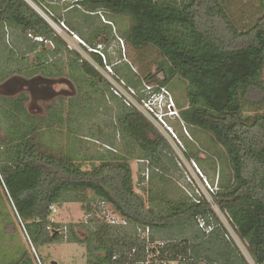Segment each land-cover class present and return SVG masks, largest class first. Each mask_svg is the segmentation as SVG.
Here are the masks:
<instances>
[{
  "label": "trees",
  "instance_id": "obj_1",
  "mask_svg": "<svg viewBox=\"0 0 264 264\" xmlns=\"http://www.w3.org/2000/svg\"><path fill=\"white\" fill-rule=\"evenodd\" d=\"M230 3L78 0L76 5L129 17L127 42L137 50L153 48L162 58L158 71L163 72V78L148 73L143 80L166 85L180 76L187 81L188 106L180 110V117L210 133L226 153L233 183L209 195L245 246L250 260L205 196L191 195L188 201L175 203L164 213L148 206L135 191L128 159L113 156L84 170L67 157L48 151L36 140V126L25 122L26 96L20 94L10 99L0 97L5 122L19 119L8 121L3 130L6 141L0 140V177L32 247L66 236L67 227L51 220L50 206L76 202V192L91 190L126 223L91 218L85 239L68 231L67 240L85 245L87 264H153L156 260L178 264H264V0H259L260 13L249 25L234 21ZM8 29L15 34L6 39ZM26 31L34 34L27 36ZM45 40L53 44L47 52L50 55L66 51L80 57L26 0H0V61L15 53H37ZM87 53L102 65L98 54ZM73 62L77 69L99 75L87 60L79 62L75 58ZM3 66L0 62L1 72L8 68ZM46 73L54 74L51 70ZM125 79L134 86L141 82ZM118 108L124 116V138L130 145L141 147L139 159L150 161L154 167L151 174L176 169L172 147L157 128L137 110L121 102ZM144 179L140 176L141 182ZM86 210L90 213L89 208ZM12 264H32L29 251Z\"/></svg>",
  "mask_w": 264,
  "mask_h": 264
},
{
  "label": "rangeland",
  "instance_id": "obj_2",
  "mask_svg": "<svg viewBox=\"0 0 264 264\" xmlns=\"http://www.w3.org/2000/svg\"><path fill=\"white\" fill-rule=\"evenodd\" d=\"M26 1L66 40L69 48L78 51L80 55L79 57L68 54L66 51L50 55L47 52L53 48V44L45 40L43 45L38 47L37 53L21 56L15 53L4 57V60L1 58L0 62L5 65L2 69L6 65L8 68L5 72L0 71V77L3 78L0 81V97L10 99L20 94L26 96L24 107L28 118L25 122L36 126L34 134L40 145L50 152L67 157L84 170H89L101 160L113 156L128 159L135 191L148 206L153 205L164 213L171 205L188 201L191 195H203L208 201H212L208 194L209 187L217 189L231 186L232 173L223 147L210 133L187 124L181 117L168 119L180 143L161 125L145 117L172 147L176 169L169 168L162 172L155 170L156 173L152 175L154 167L150 161L139 159L143 154L141 147L137 144L130 145L124 138L127 132L122 124L124 116L118 108L120 102L110 95L109 88H105L106 81L100 73V67L87 51L89 47L96 48L101 45L107 61L115 63L116 69H119L118 74L124 78L141 81L148 73H156L157 78L162 79L163 72L158 71L162 60L159 54L149 47L137 50L125 39L130 27L128 16L103 9L89 10L81 4L75 5L74 0ZM230 1V12L239 25L251 24L260 13L259 0ZM62 21L69 30L73 29V33L77 34L85 45L62 27ZM25 33L27 36L34 34L32 31ZM12 34H15V31L8 29L6 39L11 38ZM75 58H79V62L82 59L87 60L99 75H90L77 69L73 62ZM50 70L54 74L46 73ZM34 71L37 73L34 74ZM25 72L32 73L28 75ZM57 72L61 74L58 75ZM99 76L102 81H99ZM262 82L264 83V68ZM187 84L184 78L175 76L165 85L174 98L178 112L188 106ZM0 104H3L2 100ZM1 110L0 140L6 141L4 128L8 126L7 122L13 123L19 119L12 118L5 122L2 116L5 114L4 108ZM11 127L8 129L12 130ZM107 140L110 143L106 142ZM142 175L145 179L141 182ZM75 194L79 198L78 201L55 205L56 212L51 213L50 217L51 220L67 227L64 233L66 236L71 229L79 238L85 239L86 226L91 218L108 222L107 218L114 214V209L109 203L101 201L91 190L78 191ZM213 208L228 234L250 260L245 246L232 230L226 216L218 211L215 205ZM117 218L121 223L118 214ZM66 236L32 247L0 177V264H12L24 251H29L32 264H38L34 252L42 264H87L85 245L69 241ZM149 258L150 254L147 256V259ZM153 262L178 264L175 261ZM198 264L205 263L199 261Z\"/></svg>",
  "mask_w": 264,
  "mask_h": 264
},
{
  "label": "built area",
  "instance_id": "obj_3",
  "mask_svg": "<svg viewBox=\"0 0 264 264\" xmlns=\"http://www.w3.org/2000/svg\"><path fill=\"white\" fill-rule=\"evenodd\" d=\"M74 1L76 3L78 0ZM61 23L62 27L68 30L77 41L85 45L81 38H79L77 34L73 33V31L69 30L63 21ZM88 51L94 52L101 57L102 65L96 63L95 61L94 62L96 63V65H98V67H100V73L108 84L110 94L118 99L126 107L133 108L140 112L144 117L154 120L156 123L161 125L166 130V132L172 136L173 139L180 143L177 136L175 135L172 126L168 123V119L170 118H180V113L178 112L174 98L167 87L165 85L148 83L145 80H141L138 85L134 86L130 84L124 77L118 74V72L116 71L115 63L113 64L107 61L106 55L103 53L101 45H98V47L96 48L89 47ZM209 189L210 191H208V194L209 192L215 190L211 187H209ZM210 202L212 203V201ZM213 205L214 204L212 203V206ZM50 211L51 213L56 212V208L54 205L50 206ZM109 217L107 218L108 223H126V220L121 216V223H119L117 221V213L115 212ZM201 225H203L202 222L200 223V226ZM34 254L37 263L42 264L37 253L34 252Z\"/></svg>",
  "mask_w": 264,
  "mask_h": 264
},
{
  "label": "water",
  "instance_id": "obj_4",
  "mask_svg": "<svg viewBox=\"0 0 264 264\" xmlns=\"http://www.w3.org/2000/svg\"><path fill=\"white\" fill-rule=\"evenodd\" d=\"M53 264H55V262H52Z\"/></svg>",
  "mask_w": 264,
  "mask_h": 264
}]
</instances>
